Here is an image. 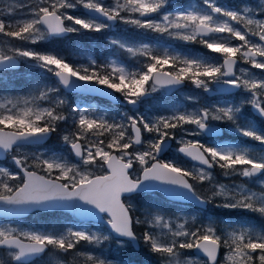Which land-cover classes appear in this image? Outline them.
Wrapping results in <instances>:
<instances>
[{
    "label": "snow or ice",
    "instance_id": "snow-or-ice-1",
    "mask_svg": "<svg viewBox=\"0 0 264 264\" xmlns=\"http://www.w3.org/2000/svg\"><path fill=\"white\" fill-rule=\"evenodd\" d=\"M171 7L169 0H29L0 8V37L7 38L8 45L0 49V68L25 63L55 78L54 84H38L25 96L0 98V153L10 155L15 166V170L0 166V205L32 211L67 205L101 225L96 231L72 225L61 231L0 226V249L7 250L9 264H30V258L49 249L83 258L82 264H113L112 259L95 254L106 242H115L118 248L143 245L159 256L160 264H264V228L244 223L218 228L211 217L206 223L193 218L191 223L186 220L173 227L152 211L136 215L130 203L134 194L164 186L174 196L205 208L219 198L218 208L264 217V126L257 127L245 115L250 106L264 121V3L256 10L225 8L216 0H201L200 6L175 11ZM79 9L84 11L77 15ZM117 22L197 42L218 54V59L183 56L147 44L134 47L112 39V45L143 58L131 70L117 61L100 65L90 59L87 64H75L54 49L33 47L69 34L101 33ZM241 61L260 74L239 68ZM186 82L205 93L235 89L246 95L239 103L174 110L152 120L126 114L117 122L91 106L77 104L65 112L67 100L61 94L81 85L91 86L82 92L103 88L137 109L152 93ZM69 121L72 129H66L62 139L77 158L75 163L56 154L24 151ZM217 123L230 125L239 136L261 147L195 139L214 137ZM144 133L151 134L147 141L142 139ZM106 135L111 137L107 142L101 139ZM169 141L179 145L178 154L199 166L188 168L178 159H162L171 147ZM215 167L224 170L225 176L261 177L260 187L219 184L206 196L192 181L212 183L210 170ZM137 226H143L141 234ZM158 228L167 231L158 233ZM221 248L226 249L222 262Z\"/></svg>",
    "mask_w": 264,
    "mask_h": 264
},
{
    "label": "rangeland",
    "instance_id": "rangeland-1",
    "mask_svg": "<svg viewBox=\"0 0 264 264\" xmlns=\"http://www.w3.org/2000/svg\"><path fill=\"white\" fill-rule=\"evenodd\" d=\"M29 0H0V8H3L5 5L16 4V3H28ZM106 2H112V0H106ZM216 3L225 7L232 8L236 10H243L244 8H249L256 10L258 6L264 3V0H216ZM169 4L171 7L169 10L175 11L180 7H189L192 5L200 6L201 0H169ZM26 11V9L24 10ZM84 10L79 9L77 11V15L81 14ZM71 38H73L71 40ZM112 39H117L126 42L127 44L140 47L142 44H147L153 49H159L163 51V49L167 48L170 51L180 53L183 56H200L204 58L201 54H207V59H218V54L210 53L208 49L203 48L202 50L196 46L194 42H184L181 40H177L167 35H159L155 32H150L144 29H137L132 25H126L117 22L113 27L101 32H82L80 34H69L65 37L55 38L48 42H40L33 47H37L39 50H49L54 49L60 55L66 57L70 61L75 64H87L90 59H94L97 61V55H101L104 52L106 55L103 57L105 60V64H109L112 61H117L119 63H123L129 69L130 65L133 64L131 59L136 58L128 54L125 50L124 62L120 59V50L118 46H114L110 43ZM7 38L0 37V49L7 48V44L5 41ZM9 43H15L17 45L20 44L19 41H10ZM48 43V44H47ZM239 43V42H237ZM65 47V49H63ZM73 47V48H72ZM205 51V52H204ZM139 57L138 59H141ZM222 62V61H221ZM25 64V63H24ZM26 67H21L16 70H0V98L4 97H16V96H25L27 95L33 87L36 85L43 86L44 84H54L55 78L51 77L49 74L43 72L39 68L31 67L28 64H25ZM167 67V66H165ZM239 68H248L250 69V65L245 64L243 61L238 65ZM253 72H256L258 75L260 74V70L258 69H250ZM187 85L180 87L174 90L170 94H166L164 89H161L155 93H152L150 96L145 98L144 102L141 103L140 107L134 109L133 106L129 105V109L122 110H112L111 107L105 105L104 103H100V106H96L95 102H89L83 96H68L64 91L61 93L64 98L67 100V104L65 105V112L70 111L71 107L75 105H80L81 107H89L93 108L94 106L99 108L96 109L98 113H104L107 117L111 119H115L117 122L121 120L122 117L127 115H144L149 120L155 119L159 116H167L171 115L174 110L179 111H193L202 106H213V105H223L225 103H239L246 93L242 91H232L231 93H205L202 89H197L190 82H186ZM191 97V99H189ZM89 100V99H88ZM245 115L249 117L253 121V113L251 112V107L245 108ZM71 121L67 124L61 123L60 130L56 133L62 139V136L65 134V130H71L70 127ZM254 123V122H253ZM222 126L224 131L228 134H231L235 138V141L232 140H222L220 142H216L217 137H208L206 135H202L200 137H196L195 139H200L205 143H224V144H244V145H252L259 149L261 146L258 142L251 141L248 138L239 136L235 133L231 126L228 124H219ZM264 126V125H263ZM192 127V126H188ZM258 127V126H257ZM150 135L148 133L143 134V139L147 141L150 139ZM111 138V137H110ZM63 141V139H62ZM53 144V141H52ZM179 145L173 141V145L170 147L168 154L162 156L161 158L164 160L178 159L180 163H182L185 167L192 168L194 165L199 166L190 160L185 159L183 156L177 153V148ZM24 151L29 153H40L43 152L49 156L56 154L65 157L71 162L75 163L77 158L74 154H72L68 148V145L61 143V146L54 150L51 147V144L48 143L44 147H28L24 149ZM6 158V164H0L2 167H7L10 170H15L14 165L12 164L11 156ZM216 169H220L219 167H215ZM136 171H139L138 165L136 166ZM212 172L213 181L209 183V187L212 189L216 185L224 184L228 186H233L236 184H241L247 187L252 188L253 190L259 189L258 181L261 177H253V178H245L239 175H230L225 176L224 172L221 174V178L215 173V169L210 170ZM236 176L237 180H230L231 177ZM224 179V180H223ZM228 179V180H227ZM198 182V181H194ZM200 183V182H198ZM152 193V192H151ZM150 194V193H144ZM137 195V194H135ZM135 195L131 198L130 203L133 205L134 212L136 215H141L146 211H152L154 214L163 215L166 220H169L173 223V227L175 224L184 223L186 220L191 223L193 218L197 223L199 222H207V218L211 217L216 222V227L223 228L225 223H244L247 225H253L257 228H264V217L262 219H258L259 214L253 216L255 218H248L245 216H240L239 214L231 217V218H221L212 213V211L207 209H202L200 207L184 206L178 205L174 207L173 213L175 215L169 216L167 214L162 213L163 211L159 210L153 204H145L142 199L135 198ZM210 195V194H209ZM155 201L154 198H152ZM213 207V206H211ZM72 225L74 227H90L93 231H96L97 228L101 227L98 223L90 222V223H77L71 220L70 215L66 212L62 211H35L30 216L15 220V219H7L4 217H0V226H12V227H21L25 230L34 229L40 231H61L66 226ZM138 234L143 232V226L137 227ZM158 233H164L167 230L158 228L156 229ZM143 247V245H141ZM85 245L81 244L80 248L82 250L85 249ZM144 248V247H143ZM120 249L118 248L115 242H106L101 249H97L96 255L102 254L106 258L112 259L113 264H130L127 263L126 260L122 259L120 254ZM146 249V248H145ZM148 250V249H146ZM226 249L222 248V252H220V260L223 261L224 254ZM188 255L192 256L193 253H188ZM121 256V258H120ZM9 256L7 255L6 249H0V264H9ZM57 261H61V264H82L83 258H74L73 254H69L65 256L62 253L56 252L54 249H49L41 258L31 262L30 264H57ZM142 264H160L159 256L152 253V257H148L144 259Z\"/></svg>",
    "mask_w": 264,
    "mask_h": 264
},
{
    "label": "trees",
    "instance_id": "trees-1",
    "mask_svg": "<svg viewBox=\"0 0 264 264\" xmlns=\"http://www.w3.org/2000/svg\"><path fill=\"white\" fill-rule=\"evenodd\" d=\"M72 39L73 38H71V40ZM194 43H196V46L198 48H200L201 50L204 48L201 44H199L197 42H194ZM204 56H207V54L205 53ZM97 63L100 65H106L104 63V61H101V60H98ZM253 119H254V122L256 124L264 125V122L260 121V123H259L257 118L254 117ZM70 127L72 128L71 123H70ZM101 139H104L105 142H107L111 138H110V136L106 135L104 137H101ZM52 141H53V144H52ZM49 143L51 144L52 149L55 150L61 146V143H63V141L58 136V134H53ZM223 172H224V170L215 168V173L218 175L219 178H221V174ZM233 178L235 179V177H233ZM192 182L196 185L197 190L199 192H201L202 194H204L206 196L210 194L211 188L209 187V185H208L209 183L207 181H205L203 183H198V182L196 183L194 181H192ZM135 198L142 199L143 202H145V204L150 203V204L155 205L159 210L163 211V213L168 214V215H173L174 214L173 213L174 207L178 206L177 204L164 199L162 197V195L158 192H152L150 194H144V193L143 194H137V195H135ZM152 198H154L155 201H153ZM219 202H220V199L217 198L213 203L208 204V208L212 211L213 214L220 216L221 218H228L229 219V218L234 217L238 214L240 216H245L248 218H255L253 216H256V214H258V213L247 212V211L242 210V209L229 210V209L218 208V207H216V204ZM211 206H213V207H211ZM257 218L259 220L262 219L261 216H259ZM120 254L122 256V259L126 260L127 263H130V264H142L144 259H146L148 257H152V253L149 250H146L145 248H143L142 246L139 247L138 249H135L131 246L124 247V248L120 249ZM121 256H120V258H121Z\"/></svg>",
    "mask_w": 264,
    "mask_h": 264
},
{
    "label": "water",
    "instance_id": "water-1",
    "mask_svg": "<svg viewBox=\"0 0 264 264\" xmlns=\"http://www.w3.org/2000/svg\"><path fill=\"white\" fill-rule=\"evenodd\" d=\"M18 67H19V65L16 68H0V70L17 69ZM180 87H178V88H180ZM90 88H91V86L81 85L77 89L64 91V92L72 93V94H80V95H85V96H96V97H99V98H102V99H105V100L109 101L111 104H121V105L124 104V102L121 100V98L119 96L116 95V93H112L110 90H107V89L99 88V89H96L94 91H83V92L81 91V89H90ZM178 88L165 89V91H166L167 94H169V93L173 92L174 90H176ZM231 91H235V89H233ZM212 93H209V94H212ZM216 126H217V133L215 134V136L221 134V132H222L221 127L219 125H216ZM219 129H221V130L219 131ZM49 138H47L41 144H37V145L44 144ZM169 144H171V141H169ZM29 146H36V145H29ZM69 148H70V146H69ZM5 157L6 156H4L2 153H0V159H4ZM184 158H186V157H184ZM186 159L192 161L190 158H186ZM192 162H194V161H192ZM194 163L197 164L196 162H194ZM157 187H161V188L153 189V190H150L149 192L159 191L168 200H171V201H174V202L191 203L194 206L205 208V206L197 205L194 200L182 199L180 197L174 196L172 194V190H170L168 188H163L164 186H157ZM54 210H61L63 212H67V213H69L72 216L73 220H75L77 222H80V223H82V222H90V221L91 222H96L94 220V218H92V217L81 216V215L77 214L73 210L72 207L67 206V205L62 206L61 209H46V210H40V211H54ZM34 211H36V210L32 211L29 208L13 209V208H6L5 206L0 205V217H4V218L20 219V218H24V217L28 216L30 213H32ZM220 252H221V250H220ZM36 258L37 257L30 258V262L32 260L36 259Z\"/></svg>",
    "mask_w": 264,
    "mask_h": 264
},
{
    "label": "flooded vegetation",
    "instance_id": "flooded-vegetation-1",
    "mask_svg": "<svg viewBox=\"0 0 264 264\" xmlns=\"http://www.w3.org/2000/svg\"><path fill=\"white\" fill-rule=\"evenodd\" d=\"M48 44V43H47ZM63 49H65V47L63 48ZM21 67H26L25 66V64L24 63H20V68ZM117 94V93H116ZM68 96H79V95H76V94H67ZM118 96H119V94H117ZM85 99H87V101H89V102H95V104H96V106L98 105V106H100V103H104L105 105H107V106H109V107H111V109L112 110H119V109H126V110H128L129 109V105L128 104H126V105H123L122 107H118V106H112V105H110L108 102H106L105 100H101V99H99V98H95V97H87V96H83ZM89 99V100H88ZM100 102V103H99ZM141 106V104L140 105H138V107H140ZM93 108H95V109H99V108H97V107H93ZM172 145H173V141H172ZM45 146V145H44ZM44 146H40V148L41 147H44ZM168 153L167 152H165L164 153V156L165 155H167ZM0 164H4V165H7L6 164V161H0Z\"/></svg>",
    "mask_w": 264,
    "mask_h": 264
}]
</instances>
